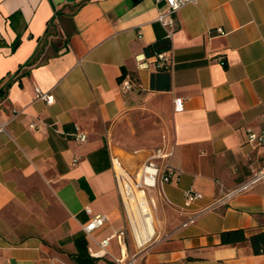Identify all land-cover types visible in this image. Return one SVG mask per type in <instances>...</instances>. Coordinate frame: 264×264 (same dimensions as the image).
Wrapping results in <instances>:
<instances>
[{
    "label": "crops",
    "instance_id": "obj_1",
    "mask_svg": "<svg viewBox=\"0 0 264 264\" xmlns=\"http://www.w3.org/2000/svg\"><path fill=\"white\" fill-rule=\"evenodd\" d=\"M166 8L164 0H0V264H116L119 256L264 264L248 241L225 244L220 235L264 230V179L225 197L264 165V146L248 141L264 132V0L186 3L170 36L157 20ZM161 52L170 69L156 67ZM35 87L53 101L36 98ZM141 113L169 123L167 161L178 176L144 187L155 232L137 249L111 156L141 180L163 144L159 136L149 146L123 143L136 141L122 133ZM77 126L86 140L74 138ZM189 187L201 197L185 205ZM96 214L105 220L86 232ZM119 230L134 251L112 236Z\"/></svg>",
    "mask_w": 264,
    "mask_h": 264
},
{
    "label": "built area",
    "instance_id": "obj_2",
    "mask_svg": "<svg viewBox=\"0 0 264 264\" xmlns=\"http://www.w3.org/2000/svg\"><path fill=\"white\" fill-rule=\"evenodd\" d=\"M167 4L166 10L160 12L157 17V20L161 22V24L166 28L168 36H170L173 32L175 26V12L189 2H195L196 0H164ZM216 32L222 33L223 29L221 27H217L215 29ZM218 60L223 64L224 63V56H218ZM154 62L157 68L159 69H170L173 62L171 55L168 52H161L154 55ZM121 88H126L130 86V81L126 77L120 82ZM35 96L36 98H40L44 100L47 104L53 101V96L49 93L41 91L38 87H35ZM183 106V98L177 97L174 99V108L176 110L181 109ZM21 110L13 109V113L11 117H16ZM6 122L0 123V131L5 129ZM30 128L38 129L39 127L34 123H29ZM74 138L78 141H84L87 138V134L80 130L77 126L74 132ZM248 141L251 142L253 145L257 146H264V132L261 133H249L248 134ZM173 147L169 144V142L163 141V144L155 149L153 154H151L143 163L141 167V180H133L131 174L127 172V170L123 167L122 162L120 159L112 155L111 156V166L115 177L117 179L119 190L121 193L122 201L124 204L120 182H130L132 180L134 185L138 188H141L144 191V187L146 186H155L157 181H168L172 178H176L178 173L169 166L167 159L172 154ZM76 158L72 161L74 163ZM158 161V163H155ZM264 179V165L260 166V168H256L253 170L251 176L246 179L245 181L241 182L231 190H229L225 197H231L235 194L247 191L251 188L253 184L258 182L259 180ZM201 197V193L195 190L192 187H189L184 190L183 198L184 204L189 205L192 201L199 199ZM125 207V205H124ZM87 212H90V209H86ZM105 220V216L101 214H96L92 217L90 222L83 226L86 232H90L93 228L100 225ZM192 219L190 218V221ZM112 236L116 237L118 244L123 248L125 246V231L119 230L115 232ZM110 237H107L99 242L100 246L104 248L109 241ZM105 252V251H104ZM116 264H136L135 259L133 257L124 258L123 256L113 257Z\"/></svg>",
    "mask_w": 264,
    "mask_h": 264
},
{
    "label": "bare ground",
    "instance_id": "obj_3",
    "mask_svg": "<svg viewBox=\"0 0 264 264\" xmlns=\"http://www.w3.org/2000/svg\"><path fill=\"white\" fill-rule=\"evenodd\" d=\"M125 209L139 245H143L154 235V218L144 191L130 182H120Z\"/></svg>",
    "mask_w": 264,
    "mask_h": 264
},
{
    "label": "rangeland",
    "instance_id": "obj_4",
    "mask_svg": "<svg viewBox=\"0 0 264 264\" xmlns=\"http://www.w3.org/2000/svg\"><path fill=\"white\" fill-rule=\"evenodd\" d=\"M148 116H149L148 113H141L140 116L135 117L134 120H131L134 122V125L131 122L124 124L125 127L122 133L124 138L128 139L130 136L131 137L134 136V138L136 137L135 142H123L124 144H126L130 148L137 147V146H149L154 143L152 142V140L156 139L157 136L160 137V140L162 142L163 141L170 142L171 129H170L169 123L167 122L161 125L159 121L154 120ZM130 124H132L133 131H131ZM116 137H117V134H116ZM112 143H118V142H112ZM129 181L132 185H134L132 180H129ZM150 240L144 243L143 245H138L137 249H141L143 248V246H146L150 242ZM133 244L134 243L130 235L128 234V236L125 238V246L128 252L134 251ZM134 253L135 252H132V254ZM132 254L129 253V255H132Z\"/></svg>",
    "mask_w": 264,
    "mask_h": 264
},
{
    "label": "trees",
    "instance_id": "obj_5",
    "mask_svg": "<svg viewBox=\"0 0 264 264\" xmlns=\"http://www.w3.org/2000/svg\"><path fill=\"white\" fill-rule=\"evenodd\" d=\"M17 13L13 14V16ZM18 43V40L15 41L14 46ZM33 62V59H30L26 64ZM125 75L123 70L122 76ZM121 77L119 79H121ZM221 242L225 244H235L237 242L248 241L254 253H264V230L246 235L243 229L227 230L221 232Z\"/></svg>",
    "mask_w": 264,
    "mask_h": 264
}]
</instances>
